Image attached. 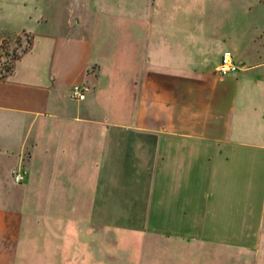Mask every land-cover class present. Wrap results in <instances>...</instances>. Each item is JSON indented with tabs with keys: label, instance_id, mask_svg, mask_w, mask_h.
<instances>
[{
	"label": "crops",
	"instance_id": "1",
	"mask_svg": "<svg viewBox=\"0 0 264 264\" xmlns=\"http://www.w3.org/2000/svg\"><path fill=\"white\" fill-rule=\"evenodd\" d=\"M20 3L29 43L0 75V264H25L26 245L140 264L111 250L112 213L166 237L150 264H264V0ZM225 49L239 68L222 74Z\"/></svg>",
	"mask_w": 264,
	"mask_h": 264
},
{
	"label": "rangeland",
	"instance_id": "2",
	"mask_svg": "<svg viewBox=\"0 0 264 264\" xmlns=\"http://www.w3.org/2000/svg\"><path fill=\"white\" fill-rule=\"evenodd\" d=\"M5 2L0 0V6ZM11 3V4H9ZM7 9L0 7V28L4 27H13L14 31H6L0 34V71L5 70V68L11 65L15 55H18L20 51L25 48L29 43V34L22 29V26L25 24V6L21 5L20 0H8ZM5 6V5H4ZM23 7V8H22ZM264 36V35H263ZM109 220H107L111 228L105 227V235L111 237V250L117 253L118 255H142L143 260L140 264H150L148 260L149 257L153 254H165L167 252L173 251L169 247L171 244H166V237L157 236L152 233L150 230L140 227L141 223L138 220H135L133 214H108ZM131 224L136 227V229H120L121 225ZM132 226V227H133ZM116 227V228H114ZM40 231H37L39 236H43L45 233L48 236L52 235V227L48 224V220L45 221L42 226L38 228ZM62 232V236L67 234L62 229H57ZM142 232V234H141ZM141 236H140V234ZM34 235V236H37ZM124 236L127 240V245H116L114 243V236ZM33 236V237H34ZM67 236H73L70 233ZM82 236H87L86 233H83ZM45 249V254H38L36 249L38 246L26 245L25 249V264H59V260L62 258L69 257L71 253L69 251L63 252V255L54 256L53 246H41ZM191 248L190 251L199 252L198 247ZM174 252H177L175 249ZM67 263V262H66ZM223 264H228V262H223Z\"/></svg>",
	"mask_w": 264,
	"mask_h": 264
},
{
	"label": "built area",
	"instance_id": "3",
	"mask_svg": "<svg viewBox=\"0 0 264 264\" xmlns=\"http://www.w3.org/2000/svg\"><path fill=\"white\" fill-rule=\"evenodd\" d=\"M239 68V64L234 60L233 54L230 49L223 50L217 70L222 73L234 72ZM86 86L81 83H74L70 87V96L73 99H82L85 96ZM27 175L26 168L21 165L20 167L11 170V177L15 182H22Z\"/></svg>",
	"mask_w": 264,
	"mask_h": 264
},
{
	"label": "trees",
	"instance_id": "4",
	"mask_svg": "<svg viewBox=\"0 0 264 264\" xmlns=\"http://www.w3.org/2000/svg\"><path fill=\"white\" fill-rule=\"evenodd\" d=\"M17 56L18 55H15V57H17ZM11 67H12V63H11V65H9V66H7L5 68L4 72L3 71H0V75H4L5 73L9 72L11 70Z\"/></svg>",
	"mask_w": 264,
	"mask_h": 264
}]
</instances>
